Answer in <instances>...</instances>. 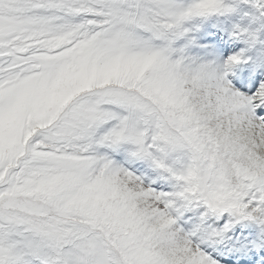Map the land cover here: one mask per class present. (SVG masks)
Wrapping results in <instances>:
<instances>
[{
    "label": "snow or ice",
    "instance_id": "6c2138e0",
    "mask_svg": "<svg viewBox=\"0 0 264 264\" xmlns=\"http://www.w3.org/2000/svg\"><path fill=\"white\" fill-rule=\"evenodd\" d=\"M0 264H264V0H0Z\"/></svg>",
    "mask_w": 264,
    "mask_h": 264
},
{
    "label": "rangeland",
    "instance_id": "374dc122",
    "mask_svg": "<svg viewBox=\"0 0 264 264\" xmlns=\"http://www.w3.org/2000/svg\"><path fill=\"white\" fill-rule=\"evenodd\" d=\"M237 74L240 76V68H237L235 70V73L234 74H230L229 75V79L232 81V83L234 84V86H236V87L239 88L240 87V79L237 80V78H238V75ZM234 78H236V79H234Z\"/></svg>",
    "mask_w": 264,
    "mask_h": 264
},
{
    "label": "bare ground",
    "instance_id": "6f19581e",
    "mask_svg": "<svg viewBox=\"0 0 264 264\" xmlns=\"http://www.w3.org/2000/svg\"><path fill=\"white\" fill-rule=\"evenodd\" d=\"M237 77V76H236ZM238 79V78H237Z\"/></svg>",
    "mask_w": 264,
    "mask_h": 264
}]
</instances>
